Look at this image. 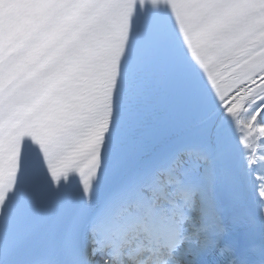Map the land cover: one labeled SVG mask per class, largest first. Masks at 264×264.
I'll list each match as a JSON object with an SVG mask.
<instances>
[{
  "label": "snow or ice",
  "instance_id": "snow-or-ice-1",
  "mask_svg": "<svg viewBox=\"0 0 264 264\" xmlns=\"http://www.w3.org/2000/svg\"><path fill=\"white\" fill-rule=\"evenodd\" d=\"M0 264H264V0H0Z\"/></svg>",
  "mask_w": 264,
  "mask_h": 264
}]
</instances>
